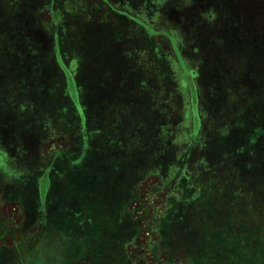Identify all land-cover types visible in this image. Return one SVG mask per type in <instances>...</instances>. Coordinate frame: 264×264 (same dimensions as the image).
Masks as SVG:
<instances>
[{"label":"rangeland","instance_id":"obj_1","mask_svg":"<svg viewBox=\"0 0 264 264\" xmlns=\"http://www.w3.org/2000/svg\"><path fill=\"white\" fill-rule=\"evenodd\" d=\"M235 3L0 0V264H264V0Z\"/></svg>","mask_w":264,"mask_h":264},{"label":"crops","instance_id":"obj_2","mask_svg":"<svg viewBox=\"0 0 264 264\" xmlns=\"http://www.w3.org/2000/svg\"><path fill=\"white\" fill-rule=\"evenodd\" d=\"M224 1H228V2L235 1L236 2L235 4H239L242 0H224ZM220 31H222V32H228V31L230 32V31H232L233 32V31H235V29L231 25H228V24H226L224 22H220ZM74 133L75 134L77 133L76 129H75ZM80 136H81L80 132H78L77 138L72 140V143H71V156L69 157L68 164L66 163V166L70 165V164L72 166L73 163H75L77 160L80 159V156L84 152V147L81 148L83 143H84V136H82V138Z\"/></svg>","mask_w":264,"mask_h":264}]
</instances>
